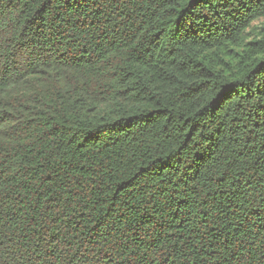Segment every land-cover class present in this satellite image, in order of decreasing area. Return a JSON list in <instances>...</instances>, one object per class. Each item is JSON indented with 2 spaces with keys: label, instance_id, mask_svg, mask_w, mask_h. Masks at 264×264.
<instances>
[{
  "label": "trees",
  "instance_id": "trees-1",
  "mask_svg": "<svg viewBox=\"0 0 264 264\" xmlns=\"http://www.w3.org/2000/svg\"><path fill=\"white\" fill-rule=\"evenodd\" d=\"M0 264H264V0H0Z\"/></svg>",
  "mask_w": 264,
  "mask_h": 264
}]
</instances>
